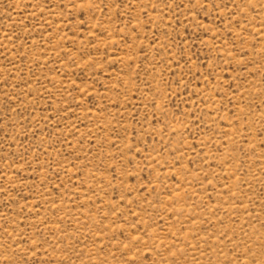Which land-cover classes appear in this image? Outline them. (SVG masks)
Listing matches in <instances>:
<instances>
[{"label": "rangeland", "instance_id": "1", "mask_svg": "<svg viewBox=\"0 0 264 264\" xmlns=\"http://www.w3.org/2000/svg\"><path fill=\"white\" fill-rule=\"evenodd\" d=\"M0 264H264V0H0Z\"/></svg>", "mask_w": 264, "mask_h": 264}]
</instances>
